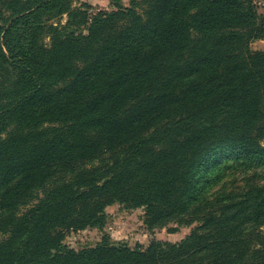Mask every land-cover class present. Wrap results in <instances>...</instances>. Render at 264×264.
Segmentation results:
<instances>
[{
	"label": "trees",
	"instance_id": "trees-1",
	"mask_svg": "<svg viewBox=\"0 0 264 264\" xmlns=\"http://www.w3.org/2000/svg\"><path fill=\"white\" fill-rule=\"evenodd\" d=\"M72 2L0 0V264H264L256 0ZM114 204L147 231L196 225L64 244Z\"/></svg>",
	"mask_w": 264,
	"mask_h": 264
},
{
	"label": "rangeland",
	"instance_id": "rangeland-1",
	"mask_svg": "<svg viewBox=\"0 0 264 264\" xmlns=\"http://www.w3.org/2000/svg\"><path fill=\"white\" fill-rule=\"evenodd\" d=\"M259 13L264 15V0H256ZM88 5L90 13L99 11H112L113 7L110 0H73L72 7ZM262 4V5H261ZM127 6L126 1L123 2ZM66 16L60 18H46L44 24H65ZM44 43L48 44V38L44 37ZM253 51H264V39L251 43ZM33 202V204H35ZM30 207V206H29ZM28 207H26L27 209ZM24 209V210H26ZM107 223L101 230L86 229L79 232H67L65 234L64 244L73 250H80L86 247L94 246L103 235H107L113 243H123L129 247L141 246L145 248L151 241H161L167 243H177L189 234L196 225L176 227L175 224H168L166 227L158 228L153 231H147L143 225V209H127L120 204L109 206L105 210ZM176 229L175 232H171ZM1 239V236H0Z\"/></svg>",
	"mask_w": 264,
	"mask_h": 264
},
{
	"label": "built area",
	"instance_id": "built-area-1",
	"mask_svg": "<svg viewBox=\"0 0 264 264\" xmlns=\"http://www.w3.org/2000/svg\"><path fill=\"white\" fill-rule=\"evenodd\" d=\"M257 5H259L258 3H257ZM262 5V4H261ZM264 5V4H263Z\"/></svg>",
	"mask_w": 264,
	"mask_h": 264
}]
</instances>
